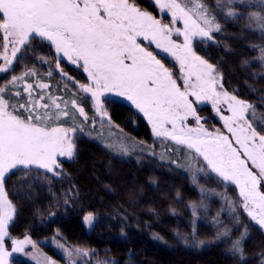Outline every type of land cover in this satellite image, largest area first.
<instances>
[{"label":"snow or ice","instance_id":"1","mask_svg":"<svg viewBox=\"0 0 264 264\" xmlns=\"http://www.w3.org/2000/svg\"><path fill=\"white\" fill-rule=\"evenodd\" d=\"M237 3L242 0H217V9L224 12L226 19H233L243 15L232 7ZM155 4L161 12L171 14L169 23L139 8L135 0H0V60L3 61L0 73L8 72L18 54L23 55L33 40L48 41L55 48V67L62 76L73 80L61 69V55L87 73V83H74L79 93L90 95L101 119L107 116L102 96L115 92L126 97L147 118L155 137L170 139L203 158L204 166L197 168V172L202 173L206 168L222 182L236 185L240 207L264 228V192L260 191L264 186V133L257 131L247 115L254 105L225 90L217 67L197 55L192 46L197 37L213 41V33H219L222 26L203 0L183 3L155 0ZM247 6L264 7V0ZM248 15L246 27L255 25L264 32V15L258 12ZM178 20L183 22V28L174 27ZM173 33L182 36L183 42L173 40ZM138 37L173 56L179 63L180 76L174 78L173 72L152 51L137 42ZM260 52L259 60L264 61V47ZM40 60L47 62L42 57ZM51 75L50 70L47 76ZM29 77L38 79L39 74L34 68L26 69L0 85V264H8L11 254L22 252L26 244L35 248L29 236L18 239L8 231L16 207L5 190L6 176L13 170H30L33 166L54 176L61 175L58 157L74 158V134L84 128L83 124H76V113L85 122L89 119L76 93L69 100L51 95L49 103H42L44 95L36 99L35 89H48L49 85L37 82L34 87L27 82ZM178 79L182 80V86ZM20 82H24L23 93L28 98L24 103H13L22 93L10 89ZM205 102L211 103L227 134L220 129L209 131L201 123L203 118L197 114L196 105ZM222 104L227 105L230 115L222 114ZM20 110L26 115L19 114ZM189 117L195 119V127L187 125ZM67 119L73 121L72 126H60V121ZM53 123L57 126H50ZM224 199L230 214H235L237 205L227 196ZM189 207L195 217L197 209L206 206L191 202ZM219 216L218 211L213 217L216 225L223 224ZM93 219L92 213L84 217L89 225ZM235 222L239 223L238 216ZM230 233L231 229L225 225L217 237H229ZM247 237L245 228L232 241L229 252L243 258V242ZM7 240L11 241V252L6 247ZM72 251L87 255L81 249H65L69 258ZM46 264L54 262L46 258Z\"/></svg>","mask_w":264,"mask_h":264},{"label":"trees","instance_id":"2","mask_svg":"<svg viewBox=\"0 0 264 264\" xmlns=\"http://www.w3.org/2000/svg\"><path fill=\"white\" fill-rule=\"evenodd\" d=\"M257 2L242 0L233 4L243 15L226 19L224 12L217 9V0H203L211 14L216 15L222 30L213 33V41L198 39L194 49L217 67L225 90L254 105L248 119L257 131L264 133V61L259 60L264 32L255 25L246 27L248 13L264 12V7L247 6ZM135 3L169 23V16L160 15L153 0H135ZM182 24L178 20L174 27L180 28ZM56 55L48 41L33 40L23 55L18 54L12 68L0 74V85L34 68L39 74L37 82L47 83L48 89L57 84L58 96L60 86L69 88L77 94L84 109L94 111L89 99L82 98L76 84H72V81L84 83L85 73L60 58L61 69L73 78L68 80L55 67ZM41 57L47 62H42ZM161 61L166 67L174 68L167 60ZM244 61L249 63L245 65ZM50 70L57 83L42 72ZM32 78L27 82L35 87L37 82ZM48 79H51L49 83ZM40 91L45 89H35L36 99ZM104 107L107 117H100L99 121L141 143V149L138 146L136 152L133 149L128 155L121 154L83 130L74 134V158L59 162L61 175L54 176L36 167L13 170L5 178L8 198L16 207L9 224L11 235H28L35 241L57 237L73 250L91 251L86 264H264V229L240 207L239 190L234 185L222 182L206 168L198 172L194 184L192 175L182 169L188 152L157 141L148 120L134 105L123 98H109L105 99ZM19 114L25 113L20 110ZM76 119L84 121L78 113ZM192 154L200 159L194 173L204 162L193 151ZM201 189L214 196H203ZM225 196L237 205L235 214H230ZM191 202L206 206L197 209L198 217L192 214ZM218 211L221 225L213 223ZM89 213L94 217L90 231L83 223ZM237 216L239 223L235 222ZM225 225L231 229L230 236L218 238L217 233ZM245 228L248 237L243 242L241 258L229 249ZM11 264L29 263L12 259Z\"/></svg>","mask_w":264,"mask_h":264},{"label":"rangeland","instance_id":"3","mask_svg":"<svg viewBox=\"0 0 264 264\" xmlns=\"http://www.w3.org/2000/svg\"><path fill=\"white\" fill-rule=\"evenodd\" d=\"M153 1L155 3V0H153ZM183 2H184V0H181V3H183ZM156 8H157V11L159 12L160 15H163V14L168 15L169 16V22H170L171 14L167 13V12H161L157 5H156ZM261 14L264 15V12ZM157 19H160V18H157ZM161 20L164 23H168L167 20H164V18H162V17H161ZM180 28H183V24L181 25ZM172 39L176 40L178 43L183 42V37L182 36L177 37L175 35V33H173ZM198 39L200 40V38H198V37L193 39V42H192L193 49H194V44L197 42ZM137 42L140 43L141 46L146 47L149 51H152L153 54L156 55L158 59H160V60L165 59L169 63L173 64L174 68H168V67L167 68L173 72L174 78H178L180 76L179 63L175 60V58L173 56H171L169 53L163 52L161 49H157L155 47V44H150L149 41L144 40L143 37H138ZM0 44H2V36L0 39ZM52 47H53L54 52H55L54 46H52ZM0 50H2V49H0ZM194 51H195V49H194ZM60 58H63L68 63L72 64L70 61H68L62 55L60 56ZM0 63H3V61L0 60ZM74 66H78V65H74ZM78 67H80V66H78ZM80 68L83 71V68L82 67H80ZM35 70H36V72H38L37 69H35ZM42 72L45 76H47V73L49 71H47V72L42 71ZM0 74H3V73H0ZM85 75L87 76V73H85ZM50 78H53V76L51 75ZM32 80L34 82L38 81V80H36V77H33ZM54 80L56 82V79H54ZM50 81H51V79H48V83ZM87 82L88 81L86 79V81L84 83H87ZM177 82H178V84H181V86H182V80L178 79ZM72 84H74V81H72ZM60 88H61L60 96H58V90L59 89H58L57 84H55V86H52L51 89H45V91H40L39 94L45 96V99L42 101V103H49L50 102L48 99L49 95L55 96V97H62L63 100H69V99L73 98L72 97L73 91L71 92L69 90V88L67 89L64 86H60ZM10 91L11 92L20 91L22 93V95L19 98H16L17 100H15L13 103H24V101L27 100V98H28L27 94L23 93L22 82H20L16 88L10 89ZM76 91L82 98L83 97L88 98L89 101L91 102L92 106H93V101L90 98L89 94L79 93L78 89ZM229 93H231V92H229ZM231 94H233V93H231ZM35 95H36V93H35ZM109 98H123L124 100H127L126 97L119 96L115 92L106 93L104 96L101 97L103 104L105 102V99H109ZM127 102L132 104L131 101H129V100H127ZM220 107H221L223 115H230V113L227 111V105L222 104ZM85 110H86V113L89 117L88 121L85 122V121H79L76 119V121H75L76 124H79V122L81 124H83L84 125L83 130H86V133H88L92 137H95L96 139L101 140L102 143L105 144L106 146H108L109 148L113 149L114 151H116L118 153L128 155L131 153V151L133 149H134L133 151L136 152V150H138V146L142 145L141 143L136 142V141L132 140L131 138L127 137L126 135H124L120 131H118L114 128L108 127L104 123H101L99 121L100 116L98 114H96L94 107H93L94 111H88L86 108H85ZM196 111H197V114L203 118L201 120V123H203L205 128H207L209 131H211L213 129H220V131L227 134V130L223 127V121L220 119L219 115H217V113L213 110L210 102L197 104L196 105ZM22 115H26V114H22ZM93 118L95 119V124H93ZM186 123L188 126H191V127L196 126L195 119L192 117H189ZM68 124H73V121L71 119L60 121V126L71 127ZM148 125H149L150 131L153 135L152 126L149 123H148ZM50 126H57V125L55 123H53ZM153 137H155V136L153 135ZM155 138L157 139V141H161L162 143L168 144V147H170V148H172V146H174L172 148L174 150L182 148L184 150V152H188V154H186V155H188L186 158V164H184V167H182V169L185 171H188L192 175L193 183L195 184L196 182H194V180H196V176H197L198 172L195 171L193 173V171L196 168V165L200 164V159L195 158L192 154V151H189L188 149L184 148L183 146L175 145V142L171 141L170 139H165L163 137H155ZM124 148L127 149L126 152L124 151ZM139 148L141 149L140 146H139ZM152 151H154V150H152ZM149 154H151V153H149ZM191 157H192V160L194 162L193 164H192ZM62 159H68V158L67 157H58V162H60V160H62ZM231 185H234V184H231ZM234 186L238 189V187L236 185H234ZM260 191L264 192V186H261ZM202 195L203 196L206 195L207 197L214 196V194L206 193L204 191L202 192ZM197 217H198V215H197ZM253 222L255 224H257L255 221H253ZM83 223H84L85 228L88 231H90L93 227L94 219H93V222L91 223V225L86 223L84 219H83ZM262 229H264V228H262ZM8 231H9V228H8ZM9 233H10V231H9ZM10 235H11V233H10ZM11 236L14 238L23 239L25 235H21V236L11 235ZM31 240L35 244V248H33V246L31 244L24 245V250L22 252H13L11 254V256L8 258V264H11L12 259H22V260L28 262L29 264H46V258L48 260L53 261L54 264H86V261L88 260L89 255L91 253V251H89V250L81 249L83 251H86L87 255H84V254L77 255L75 251H72V256H71V258H69L67 252H65V249H69V250H73V249L71 247H69L67 244L60 241L57 237H48V238H44L40 241H35L33 239H31ZM60 245H63V247H60ZM6 247L8 248V251L11 252L12 245H11L10 240H7Z\"/></svg>","mask_w":264,"mask_h":264}]
</instances>
